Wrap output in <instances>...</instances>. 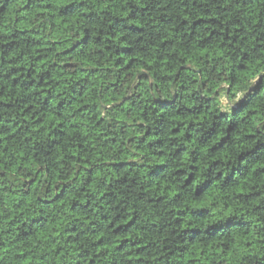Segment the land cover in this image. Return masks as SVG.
<instances>
[{
	"label": "trees",
	"instance_id": "16d2710c",
	"mask_svg": "<svg viewBox=\"0 0 264 264\" xmlns=\"http://www.w3.org/2000/svg\"><path fill=\"white\" fill-rule=\"evenodd\" d=\"M0 264H264V0H0Z\"/></svg>",
	"mask_w": 264,
	"mask_h": 264
}]
</instances>
